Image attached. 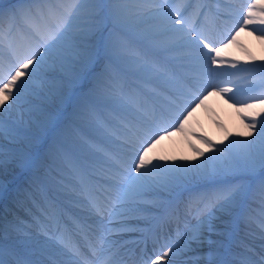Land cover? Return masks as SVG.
I'll list each match as a JSON object with an SVG mask.
<instances>
[{"label":"bare ground","instance_id":"obj_1","mask_svg":"<svg viewBox=\"0 0 264 264\" xmlns=\"http://www.w3.org/2000/svg\"><path fill=\"white\" fill-rule=\"evenodd\" d=\"M9 1L12 0H0L4 8V13H8L10 10L6 4ZM13 2L18 3L19 1ZM207 2L215 5V0H207ZM259 2L264 3V0H259ZM118 3L123 10L121 16H108L106 19L100 16L101 10L97 8L98 19L93 41L96 48L99 45L98 26L111 21L118 23L121 28L132 29L137 34L138 32H147L148 35H144L147 37L145 40L149 38L156 41L159 36H171L172 39H175V36L180 32L176 30L178 29L177 27L176 29L172 28L174 21L173 19H169L172 15L159 9V1L119 0ZM133 3L138 6L134 7ZM183 4L184 7H188L185 14V17L188 18V15L193 11L191 2L186 0ZM102 5L103 3L99 6ZM228 5L216 4L215 6L222 13L225 12ZM236 8V5H234V8H231L232 14ZM206 10L209 11V6ZM239 11L237 10V13ZM246 11L247 7L242 10V14ZM196 18L197 16L193 15V19ZM201 19L200 17L199 20ZM7 23V18L4 16L0 20V24ZM242 24L243 21L233 35L236 36L235 42H229L232 40V36L223 43L213 46L221 49L217 64L214 66V70L218 73L216 76H225L227 74L235 75L236 73H248L250 76H259L260 70H264V25L255 23L241 28ZM224 45L227 46L224 47ZM245 62L251 63L252 65H244ZM250 76H235L234 81L231 83L225 81L226 86L224 88L230 89L228 92H220L219 90L221 88L219 87L211 89V95L208 94L209 92L206 93L189 110L183 120V130H180L178 127L181 121L175 128L161 132L157 137L153 138L148 144V146L152 145L149 152L151 163L146 166L148 171L142 178L147 182L142 190L143 194L164 198L162 195L165 193L171 194V191H184L194 185L208 186L221 176L240 175L239 177L241 178L249 177L255 180L260 177L261 173H264V167L260 165L261 141L259 137H256V130L247 128V125L253 123L249 111L260 112L259 101L264 100V97H250L238 102L232 101L230 98V95L233 93H243L252 89V85L249 82ZM87 90L92 93L91 88H87ZM205 97L207 98L205 99ZM200 100H203L202 104ZM248 103H256L257 107L252 110L243 109V105ZM7 105L3 109H0V122L6 121L5 124H0V147H2L6 160L12 154L9 151V145L13 144L16 147L28 146L34 137H39V152H41L50 136L55 133L52 128L58 120V117L61 113H65L66 108L72 106V103L71 95L65 97L63 101H54L48 94L47 89H45L38 96L26 90L19 94L18 100H9ZM262 116H264V113L256 117L257 124ZM17 125L26 128L32 138L29 136L23 138L16 135L13 136L10 133V129L4 127ZM248 131L252 132L251 136L241 135ZM59 132L61 133L62 131ZM60 133H57V135H60ZM153 141H155L154 144ZM237 141H250L251 145L245 151L242 145L236 143ZM218 149L223 150V159L225 160L232 158L243 164L246 158L248 161L254 162V164L251 168L241 167L235 171H229L227 169L218 170V174L212 167L214 163H218L219 157L214 155V152ZM201 152L203 155L200 154ZM206 157H211L212 160H206ZM201 161L204 163L201 164ZM164 165H175L177 167L175 169L172 167H162ZM21 169L22 167L18 165H12L6 169L7 178L4 180V184L7 186L6 191L9 188L11 180L19 175ZM262 184L264 185V181ZM253 185L243 183L238 186L241 191L237 202L232 204L228 209L219 208V202H217L207 212V214L211 213L214 227L204 232L203 235H200L203 231L200 227V218L198 222L194 223V226L190 227L188 233L176 243V247H179L180 251H184L187 243L192 249L205 244L206 241H218L219 236L227 232V225H230V228H234L235 224L237 222L239 223V215L244 206V201L249 191L251 192ZM131 194L133 195L135 193L131 191ZM156 228L158 230L160 228L159 225ZM255 234L257 235L258 233ZM177 257L178 255L172 257L174 264H176ZM164 264H167V260L164 261Z\"/></svg>","mask_w":264,"mask_h":264},{"label":"snow or ice","instance_id":"obj_2","mask_svg":"<svg viewBox=\"0 0 264 264\" xmlns=\"http://www.w3.org/2000/svg\"><path fill=\"white\" fill-rule=\"evenodd\" d=\"M109 2L118 3L119 0H109ZM101 3H103V0H69V4L59 10L48 9L45 11L43 9L29 8L24 15V19L31 29L34 43L25 47H21L15 43L11 37V31H9L6 37L2 32V28H0V49L5 47L4 41L7 39V50L10 57V63L6 71L3 60L0 58V109L8 106L7 102L9 100H18L19 94L26 90L38 96L47 89L48 94L54 101H63L65 97L76 92L81 82L87 79L96 62L98 53L93 41L96 29L97 7ZM9 12L11 18L16 17L17 13L15 10L10 9ZM3 17L4 8L2 3H0V19ZM169 19H175V23L172 25L173 29H176V25H180L181 29H183L184 25L188 23V21L183 20L179 16L175 18L170 16ZM242 19L243 24L241 28L255 23L264 25V3L259 2V0H252L247 6V11L243 13ZM181 29L176 30L180 31ZM189 31H191L194 41L197 42L205 65L209 63V57H211L210 63L216 64L221 49L213 47V42L204 37L202 33L198 35L195 29H189ZM235 40L236 36H233L229 42L232 43ZM200 45L202 47H199ZM226 46L224 45V47ZM204 49H208V51H204ZM2 55L3 53L0 52V57ZM93 79L96 81V87H98L101 83L100 78L94 77ZM262 83H264V79H262ZM95 90L94 87L93 91ZM219 91L228 92L230 89L223 88ZM208 94L211 95L212 93L209 92ZM83 99H89V97L85 95ZM168 103L172 105L175 101H168ZM200 103L202 104L203 100H200ZM256 107V103L243 105V109L245 110H252ZM259 107L260 112L249 111L253 123L247 125V128L256 130V137H259L261 141L260 165L264 167V116L261 117L258 124L256 122V117L264 113V100L259 101ZM183 111L184 109H181L178 115L182 114ZM156 119L157 115L154 107L150 112L145 110L141 114V124L139 127L135 125L125 126L128 133L127 140L135 145L136 138L141 136L147 137V130H150L152 123ZM178 127L180 130H183L184 122L182 121ZM241 135L251 136L252 132L248 131ZM146 142V139L141 141L139 147H143V144ZM154 143L155 141H153ZM236 143L242 145L245 151L251 145L250 141H237ZM139 147H133L131 152L132 159L130 162H126L127 169H125L129 190L137 195L143 194L142 190L147 183L142 178L148 171L146 166L151 163L149 152L152 145L143 147V151H140ZM39 148V137H34L27 150L21 149L11 154L6 160L2 147H0V195L7 189V186L4 184V180L7 178L6 169L12 165L25 168L31 167L38 159ZM217 151L221 153V157L218 158V163L212 165L214 171L225 169L235 171L241 167L251 168L254 164V162L248 161L246 158L243 164L232 158L225 160L223 159V150L218 149ZM200 154L203 155L202 152ZM205 159L212 160L211 157H206ZM203 163L201 161V164ZM162 167H172L175 169L177 166L164 165ZM133 169L137 174L135 176L132 175L131 170ZM240 191L239 187L223 190L218 207L221 209L230 208L232 204L237 202ZM90 203L97 214L102 216L105 210L104 207L95 199H91ZM200 227L203 229L200 235H203L204 232L214 227L211 213L201 217ZM9 230L10 226L6 227L0 222V264H57L54 259L45 256L43 250H28L31 247L30 245H25L22 250L18 245L6 243L4 233ZM85 238L88 239L87 236ZM59 240L67 253L73 257L80 256L81 249L72 240L71 236L66 237L61 232ZM163 247L166 250L162 251V255H156L155 259L151 260V264H164L165 260H167V264H174L172 257L180 253V248L168 245ZM90 248L92 255L96 256L97 250L95 244L90 242ZM100 248L103 250L102 244ZM77 264H87V262L77 261ZM97 264H110V258L101 255L98 258Z\"/></svg>","mask_w":264,"mask_h":264},{"label":"rangeland","instance_id":"obj_3","mask_svg":"<svg viewBox=\"0 0 264 264\" xmlns=\"http://www.w3.org/2000/svg\"><path fill=\"white\" fill-rule=\"evenodd\" d=\"M108 5H109L108 10L111 11V12H115L116 10L114 11V8L118 6V4H114V3H109ZM118 39H119V36H118V34L116 33L115 30L111 29L110 27L105 29V31L102 32V38L100 40V43H101L102 47L104 46V48L101 49V51H103L105 54H107L108 51H109V49H107V47L110 46L111 42H115ZM99 58H101V57H99L97 55V57H96V62L97 63H99L102 60L105 61V59L100 60ZM5 68H7V66H5ZM219 196H220V192L216 191L215 192V197L217 198Z\"/></svg>","mask_w":264,"mask_h":264}]
</instances>
